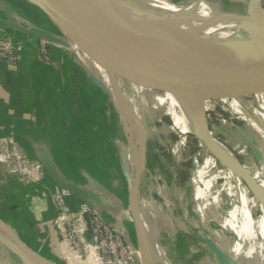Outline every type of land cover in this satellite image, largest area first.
I'll list each match as a JSON object with an SVG mask.
<instances>
[{
  "label": "crops",
  "instance_id": "obj_1",
  "mask_svg": "<svg viewBox=\"0 0 264 264\" xmlns=\"http://www.w3.org/2000/svg\"><path fill=\"white\" fill-rule=\"evenodd\" d=\"M35 30L46 32L53 41L48 43L25 32ZM0 36L9 39L17 59L13 63L0 61V139H9L28 152L30 158L50 157L59 177L77 186L84 195L93 196L100 218L136 249L134 226L128 211L126 174L131 180L135 155L142 158L139 153L143 139L134 135L132 143L122 144L127 141L128 128L121 121L122 102L116 94L124 91L123 81L116 79L113 84L96 55L76 33L30 0H0ZM41 42L46 43V60L40 55ZM256 97L264 111V91ZM233 101L237 103L232 100V105ZM133 111L132 114L140 116ZM261 116L264 118V112ZM243 120L257 128L247 117ZM140 123L144 125V120ZM262 156L264 159V152ZM260 177L258 188L262 192L259 195L264 194V169ZM196 179V184L202 181L205 187L195 191L194 201H206L210 194H218L219 201L223 199L221 196L226 200L234 199L229 212L232 220L222 227L232 230L239 244L219 246L209 235L197 236L199 240L211 241L218 250L215 252L183 231L179 217L173 216L167 223L168 219L160 215V210L154 213L138 194L151 263L264 264V218L260 219L261 235L254 223L253 198L237 180L236 171L228 165L218 167L214 159L207 156ZM218 180L221 184L214 185ZM61 189L63 187L47 172L41 184L24 186L0 165V221L37 257L54 264H72L76 253L62 239L58 208L53 200L54 193ZM86 199L88 197L69 192L63 200L75 213ZM163 222L170 229V255L174 263L165 240L153 230ZM137 251L140 252V246ZM139 255L143 262V255Z\"/></svg>",
  "mask_w": 264,
  "mask_h": 264
},
{
  "label": "rangeland",
  "instance_id": "obj_2",
  "mask_svg": "<svg viewBox=\"0 0 264 264\" xmlns=\"http://www.w3.org/2000/svg\"><path fill=\"white\" fill-rule=\"evenodd\" d=\"M250 1L253 4V0ZM262 6L264 8V0H262ZM211 40L214 43L232 41L226 37H212L206 42ZM176 42L194 43L193 41ZM260 59L264 60V58ZM251 60L253 61V59H243L221 64L194 65L186 69H176V72L186 71L185 73H192L193 75L200 74L207 79L211 89V95L207 98L210 108L202 113V116L197 120L201 124L200 129L204 126L207 134L214 140L220 151L228 155L258 188L262 179L260 177L261 169H264V159L261 158L264 152V133L261 134L264 131V118L261 114L264 111L260 107L262 103L258 101L256 96H259L262 91H255L254 89H257L258 84H254V89H240L239 93H233L237 91L236 88L239 89L242 86L240 82L252 74L251 62H248ZM138 66L144 68L141 65ZM125 75L121 80L123 81L121 88L124 91L116 95H118L120 103L122 102V108L130 107L129 113L135 118L134 122L136 123L134 135L142 136L143 139L142 152L140 153L143 160L138 184L139 196L146 200L147 206H150L154 213H157L159 209L160 215L168 219L167 223H170L173 216L179 217L178 219L183 223L179 224L181 229L188 232L193 238L196 237L200 243L201 241L197 236L209 235L219 246L239 244L237 235L229 228L222 227L223 223L232 220L229 217V212L235 203L234 199L226 200L221 196L223 199L219 201L218 194H210L206 196V201H194L196 199L195 191L200 188L204 190L203 187H205L203 186L204 182L199 181V184L195 182L203 159L207 156L212 157L218 167L223 166L222 162L212 155L209 146H205V142L199 135L201 131H194L186 135L179 133L171 117L167 114L168 105L164 94L169 95L170 93L164 88V85L157 86L145 78L139 77L140 75L138 76L136 73L131 75V72H127ZM233 76L237 78H233ZM232 100L237 101V103L233 101L232 105ZM131 110L140 116L136 113L132 114ZM245 117L253 121L257 128H253L252 125L249 126L250 124L243 120ZM141 120H144V125H141ZM122 144L126 146L127 141ZM27 156L31 157L29 153ZM121 157L122 146L120 145V159ZM215 177L219 179L218 171H215ZM236 177L249 196L254 199V204L259 205V207L254 205L252 208L254 219L259 221L264 218L262 206L264 205V194L262 193L259 199H255L250 186L237 175ZM128 181H130L129 177ZM220 184V180L214 182V185ZM258 191L259 194L262 192L259 188ZM199 198L202 199V195ZM202 202L205 203L202 204ZM201 209H203L202 212ZM142 212L144 214V211ZM148 219L154 220L152 217H148ZM167 223L163 222L160 227H153V230L165 240L170 255L172 246L169 242L170 229ZM0 224L4 227L3 230L0 229V239L18 252L19 256L25 255L42 264H54L40 257L37 258L34 253L29 252L23 241L10 233L11 231L3 221H0ZM177 227L175 228L176 231H178ZM64 238L65 236L63 237L62 234V239ZM65 239L64 241L67 243L68 241ZM93 244L92 240L86 241L83 244V255L81 258L76 256L74 259L76 263L72 264H79L77 260L83 261V264H143L137 249V252H132L131 255L118 250L114 257L107 254L97 257L100 251L97 250L96 252L93 249ZM9 253V250L6 249V254L9 255ZM10 255L12 254L10 253ZM170 259L174 263L171 255ZM151 264H159V262L154 261Z\"/></svg>",
  "mask_w": 264,
  "mask_h": 264
},
{
  "label": "water",
  "instance_id": "obj_3",
  "mask_svg": "<svg viewBox=\"0 0 264 264\" xmlns=\"http://www.w3.org/2000/svg\"><path fill=\"white\" fill-rule=\"evenodd\" d=\"M43 11H45L50 17L62 23L69 29H71L76 35L83 41V43L90 48L91 52L96 55L102 68L107 72L111 79V82L115 84V80L118 79L120 82L126 76L127 72L138 74L139 77L145 78L157 86L164 85L171 95H175L182 92V96L185 93L178 86L172 84L161 72L143 69L139 64L131 61H137L139 63L148 64L156 67H171V68H187L194 65H205V64H221L234 60L253 59L251 62L252 74L249 77L244 78L240 84L242 85L239 89L233 93H239L240 89H254V84H258L255 91H264V65L260 58H264V33L262 34H251L244 36L240 39H233L232 41H225L221 43H186L183 47L172 46L174 49H178L175 53L164 51L156 45L140 39L132 34H129L126 29L120 26L114 25L110 20L100 16L93 15L92 18H88L74 9L70 4H66L61 0H30ZM253 7L256 9L260 8L264 10L262 6V0H253ZM26 34L45 40L50 43L53 39L42 30H35L33 32L25 31ZM110 41L125 42L143 47L140 53H130L122 47H116L111 44ZM145 49V50H144ZM137 65H135V64ZM181 71L177 73L181 78L182 82L187 86L198 88L206 93V100L211 95V89L208 86V81L203 75L192 73H185ZM124 74V75H123ZM236 76H233L235 78ZM237 78V77H236ZM231 92V91H230ZM187 95V94H186ZM188 97V95H187ZM130 107H123L122 114L120 116L121 121L128 128L127 143H132L134 128L136 123L134 117L129 113ZM194 120L197 122L198 118L202 116V112H196L194 114ZM124 116V117H123ZM201 126L200 122H197ZM202 133H199L200 138L205 142V146H209L212 155L218 158L222 162V165H228L229 157L216 146L214 140L207 134L204 126H202ZM140 154V153H139ZM220 154V155H219ZM138 158V162L134 164L133 181H129V197H128V211L131 215L134 232L136 237V249L140 246V237L138 232L139 219L137 216V194L138 184L140 179V169L142 167V158L135 155ZM136 158V159H137ZM37 159V158H36ZM43 166L45 173L47 172L54 181L64 190L82 198L91 200H84V202L95 207L97 204L94 201L93 196H86L77 186L62 180L58 172L50 161V157H39L37 159ZM232 164H235L232 161ZM126 174V173H125ZM236 175L243 179L247 184H251V181L247 177L246 173L237 166ZM127 176V174H126ZM128 178V177H127ZM131 182V183H130ZM0 229H4L0 224ZM11 237V236H10ZM206 243L210 249L218 252L216 247L208 239H200ZM130 244V243H129ZM131 245V244H130ZM31 252V251H29ZM32 253V252H31ZM35 255V254H34ZM36 256V255H35ZM32 257V256H31ZM37 257V256H36ZM39 258V257H37Z\"/></svg>",
  "mask_w": 264,
  "mask_h": 264
},
{
  "label": "bare ground",
  "instance_id": "obj_4",
  "mask_svg": "<svg viewBox=\"0 0 264 264\" xmlns=\"http://www.w3.org/2000/svg\"><path fill=\"white\" fill-rule=\"evenodd\" d=\"M61 1L70 4L74 9L88 18H92L96 14L100 15L110 20L114 25L124 27L129 34L144 39L160 49L172 53L178 50L172 46L183 47L185 45V43L182 44L176 41L205 43L207 39L212 37H226L233 40L251 34L264 33V11L260 8L255 9L250 0ZM110 42L113 46L122 47L134 54L140 53L139 51L143 49V47L125 42ZM206 43L213 44L214 42L211 40ZM137 63L148 70L161 72L172 84L178 86L179 90L187 92L184 96H182L181 92L175 95V97L171 94H164L166 104L168 105L167 114L171 117L173 124L180 134L186 135L194 131H201L200 133H202L203 129H200L201 126L195 122L194 114L196 112L204 113L210 108V103L205 99L206 93L198 88L184 84L177 74L179 72H176V68L156 67ZM136 158L134 159V163L138 162V158ZM229 160V167L237 171V166L232 164L230 157ZM248 186L253 190L254 198L259 199L260 195L257 192L258 188L255 187V184L251 181V184H248ZM251 205L252 208L254 205L258 207L257 204H254V199ZM136 211L139 219L140 253L144 257L143 262L151 264L148 241L139 211V200H137ZM254 220L257 231L262 235L263 226L260 220ZM6 249L12 255L10 253L9 255L6 254ZM21 256L10 245L0 239V264H42L25 255Z\"/></svg>",
  "mask_w": 264,
  "mask_h": 264
},
{
  "label": "built area",
  "instance_id": "obj_5",
  "mask_svg": "<svg viewBox=\"0 0 264 264\" xmlns=\"http://www.w3.org/2000/svg\"><path fill=\"white\" fill-rule=\"evenodd\" d=\"M40 55L44 60L48 58L46 43L40 44ZM15 49L5 36H0V61L16 62ZM0 165L11 171L24 186L41 184L46 177L45 170L37 159L27 156V153L9 139H0ZM68 191L61 189L53 195V200L58 208V221L63 237L71 250L81 258L84 253L83 244L92 240L93 249L100 251L97 256L107 254L114 257L121 250L128 255L137 252L124 238L100 218L97 209L86 202L79 205L78 211L73 213L64 202ZM64 238V239H65ZM65 239V240H66Z\"/></svg>",
  "mask_w": 264,
  "mask_h": 264
}]
</instances>
